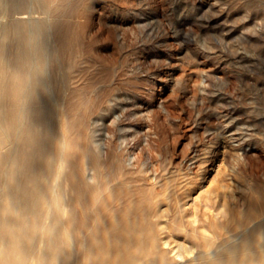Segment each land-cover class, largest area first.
Returning <instances> with one entry per match:
<instances>
[{
	"label": "rangeland",
	"instance_id": "obj_1",
	"mask_svg": "<svg viewBox=\"0 0 264 264\" xmlns=\"http://www.w3.org/2000/svg\"><path fill=\"white\" fill-rule=\"evenodd\" d=\"M43 1L45 13L21 19L45 36L48 60L36 62L51 124L28 128L25 110L16 134L0 133V153L16 149L20 196L44 198L28 214L0 204V264H118L135 252L140 263L248 264V253L262 255L251 229L264 218V0ZM40 136L41 157L54 155L47 177L32 158ZM164 235L187 246L183 260L157 250ZM52 246L64 263L47 259Z\"/></svg>",
	"mask_w": 264,
	"mask_h": 264
},
{
	"label": "bare ground",
	"instance_id": "obj_2",
	"mask_svg": "<svg viewBox=\"0 0 264 264\" xmlns=\"http://www.w3.org/2000/svg\"><path fill=\"white\" fill-rule=\"evenodd\" d=\"M46 1H43V2L47 3ZM49 3L50 2L48 0V4ZM50 6L51 5H49V7ZM44 11H45V8H44V5L42 4V0H0V62L2 61V63H0V133H2L4 135L5 140H8L9 137H10V135L16 134V132L18 130L17 128L20 127V125L17 127L18 123L23 120V117L25 115H27V113L26 114H23V112L25 110L28 111L29 114L32 116L31 119L27 118L28 120L26 119L24 121V122L27 123V127L28 128L34 126L35 124H37V125L39 124L40 125L42 122L45 124L46 127H48L51 124L50 112H51V107L52 106H51L50 101H48L49 95L47 93V89L44 86L45 83L43 84V81H44L43 80L44 79L43 78V76H44L43 75V68H41V66L39 65V63L36 62V61H40L41 62L42 60L44 61L45 58L47 57V50H46V46L44 44L45 36H44V39H43L42 38V34H41V30L39 28V22L37 21V19L35 20L37 22L31 23V24H30V21H28V20L25 21V20L21 19V16H23V13H26L28 15H31V14H34L35 15V13H40V12L42 13ZM31 18H32V16H31ZM29 20H31V19H29ZM48 21H49V19H48ZM49 28H48V30H49ZM47 33H50V31L47 32ZM49 35H52V34H49ZM46 60H48V58H46ZM41 95L46 96V98H47L46 99L47 100L46 103L44 102L43 105L40 104V105H37V106L32 105V101L35 98H37V97L39 98ZM37 132H39V131H37ZM49 134L50 133L47 131L48 138L50 136ZM45 136H46V132H45ZM41 137L42 136H40L39 141H38V143L36 145V147L38 149L40 148L38 150V154L36 153V157H32V158H33L34 161L37 160V162L39 164V167L43 169V172L42 173L44 174V176L47 177L48 176L47 170L50 171V167H52V162H53L54 155L53 154H50L48 152L47 153L43 152L44 153V156L41 157L42 146H43L42 145L43 142H41ZM14 145H15V143H14ZM29 148H30V146H29ZM15 150L16 149H14V147H11V148H7V150L5 152L0 153V176L2 174L5 175V176L7 175V177H6L7 180H6L5 184L4 183H3V185H1L2 183L0 184V187H1L0 188V192L2 193V196L0 197V204L2 206H4V207H9V202H12V203L15 202V203L18 204L19 209H21L24 214H28V213L31 212V209L33 208V204L39 202L42 198H44V194L42 192H40L39 195L34 196L33 198L30 196L28 199H26V198L23 199V197L20 196L19 190L17 188L18 187V183H19L18 182V179H17L18 172H19V164H18V162L12 160L13 158H15L14 157ZM40 150H41V152H39ZM50 150H52V149H50ZM58 151L60 152V150H58ZM19 153H21V152L19 151ZM58 155H59V153H58ZM218 166H219V163L215 164V166H214L215 168L214 169H217ZM21 169H22V167H21ZM51 170L53 171V169H51ZM55 170H57V169H55ZM52 171H51V173H52ZM81 173L77 172V174L79 175V181H80L81 185L84 187V189L87 191V192H82V196H84V198H89V197H91L89 195L90 194V191L89 190H90V188L92 186H90L84 180V178H83L84 176ZM86 173H88V172H86ZM37 175H39V174H37ZM53 175H54V173H53ZM53 175H52V177H53ZM51 181H52V178H51ZM33 182H35V181H33ZM55 183H56V181H55ZM54 185H52V187ZM30 186H29V188H30ZM54 193L56 194V191ZM54 193H53V195H55ZM27 196H29V195H27ZM92 196H93V193H92ZM49 197H50V195H49ZM92 199H93V197H92ZM49 202L50 203L48 205H50L51 203H53L52 198H49ZM55 206H56V203H55ZM48 207L49 206H47V208ZM56 208H57V206H56ZM45 213H47V212H45ZM54 215L55 214L51 215L52 218H53L52 221L55 220ZM58 216H60V215H58ZM44 217H46V216H44ZM36 220L37 219H35V221ZM153 223H155V220H154ZM34 224H35V222H34ZM51 224L52 223L50 222V225ZM54 224L55 223H53V225ZM35 226H36V224H35ZM165 228H167V227L165 226ZM49 229L51 230L52 228L49 227ZM40 232H42V231H40ZM53 232H54V230H53ZM161 232H164V230L161 229L159 233H161ZM137 234H140V233H137ZM142 234H143V232H142ZM145 234H147V233H145ZM145 234H144V236H145ZM251 234L252 235H257L260 238V240L262 241V243L260 245H262V244L264 245V218L263 217L256 224H254V226L251 229ZM16 236H18V235H16ZM135 236H136V234H135ZM137 236L139 237V239H141L140 238L141 234L140 235H137ZM167 237H168V235L159 236V238H157V242L155 240V242L157 243V250H160V251H162L164 253V254H162L160 252L162 255H167V257L169 256L172 259H174L176 257H179L180 259H182L184 257V255H185V253H187V255H188V251L189 250L186 249L187 248L186 245L185 246L184 245H181L182 242H180L181 244L179 242H178L179 244L176 243L175 239H173L172 236H171V238L173 240H171V239H169ZM153 238H154V236H153ZM238 238H240V237H238ZM245 238H246V241L245 242H248L247 239H249V236L248 237H245ZM252 238H254V237H252ZM243 239H244V237H243ZM243 239H239V240H242L243 241ZM131 240H132V238H131ZM234 241H235V239H234ZM242 241H239V242H241L240 243L241 245H242ZM153 242H154V240H153ZM257 242H260V241H257ZM230 243L231 242H229L228 245H230ZM251 243L253 244V242H251ZM52 244H53V241H52ZM148 244H150V243H148ZM247 244L249 245L250 243H247ZM237 245H239V244H237ZM251 245H249L250 248H251ZM254 245H258V244H253L252 245L253 248L255 247ZM240 246H238V248H240L241 250L242 249H245L243 247L241 248ZM246 246L247 245H245V247ZM146 247H149V246H146ZM231 247H230V249H232ZM36 248H37V246H36ZM149 248H148V250H149ZM189 248H192V247H189ZM234 248H235V246L233 247V249ZM257 248H261V247H257ZM52 249H53V246H52ZM144 249H146V248H144ZM247 249L249 250L248 246L246 247V250ZM45 250H46V248H45ZM53 250L54 251H52V252L49 253L47 259L50 258V259H54V260H59V258L62 257V255H63V251H61V248H58L57 246H55V248ZM251 250L254 251L255 248L254 249H251ZM258 250L259 249H257L254 252H257ZM263 250H264V248L262 249V251ZM133 251H134V249H133ZM133 251H132V253H133ZM138 251H139V249H138ZM145 251H147V250H145ZM152 251H153V249H151V252ZM234 251L232 250V252H234ZM254 252H252L251 255H250V253H248L249 256L247 257V260L246 261H249V262H247V263L248 264H264V259L262 258V257H264V255H263L264 254V251H263V254H262L263 256L258 254L257 257H255L256 254H253ZM260 252H261V250H260ZM212 253L214 254V252H212ZM216 253H221V252L218 251ZM144 254L145 253L143 252V254H142L143 255V258H144ZM148 254H150V253L148 252ZM26 255H27V253H26ZM137 255L138 254L136 252H135V255L133 254V257H128V256L125 255V253L119 254L118 255V259H120V262L118 264H171L168 261L167 262L164 261L165 260L164 257H163V262H160V261H162V259L159 261V260H156L155 258L149 257V258H146L145 262L140 263L139 260H138V262L135 260V257ZM211 255L212 254H210V256ZM224 255H226V254H224ZM139 256H140V254H139ZM151 256L153 257L154 255H151ZM203 256H205V255H203ZM159 257H162V256H160V254H159ZM211 257L213 258L214 256H211ZM222 257H223V255H222ZM26 258H27V256H26ZM63 258L64 257H62V260H63ZM140 258H141V256H140ZM194 258H196V257H194ZM199 258H202V257H199ZM218 258L219 257H217V259L216 258L215 259L218 260ZM234 258L235 257H233V259ZM66 259L67 258H65V260ZM60 260H61V258H60ZM224 260H227V259H224ZM239 260L241 262V259H239ZM17 261L19 262L20 259L18 258ZM24 261L26 262V260H24ZM186 261H189L190 262V263L187 262L186 264H191L192 263V261H190V257H189V260L187 258ZM220 261H221V259H219V262ZM223 262H225V261H223ZM63 263H64V260H63ZM211 263H213V262H211ZM214 263H216V262L214 261ZM58 264H60V263H58ZM66 264H69V263H66ZM172 264H185V262H184V260H183V262H176L175 261V263H172ZM225 264H228V263L226 262ZM237 264H239V263H237Z\"/></svg>",
	"mask_w": 264,
	"mask_h": 264
}]
</instances>
